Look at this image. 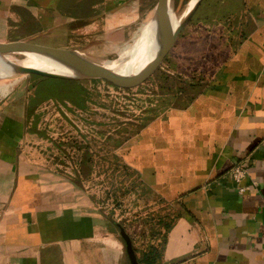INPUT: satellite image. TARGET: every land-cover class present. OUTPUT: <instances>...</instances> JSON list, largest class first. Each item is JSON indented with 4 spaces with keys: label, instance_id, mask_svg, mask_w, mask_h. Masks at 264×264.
Instances as JSON below:
<instances>
[{
    "label": "crops",
    "instance_id": "obj_1",
    "mask_svg": "<svg viewBox=\"0 0 264 264\" xmlns=\"http://www.w3.org/2000/svg\"><path fill=\"white\" fill-rule=\"evenodd\" d=\"M135 1L0 0V42L40 34L48 42L36 43L53 46L100 17L122 22L109 26L112 36L134 19ZM218 5L226 13L216 26H230L221 37L234 39L225 59L183 106L119 147L141 191L134 210L160 217L122 223L139 264H264V0ZM18 96L0 104V264H128L114 204L100 202L92 170L68 174L22 148L29 112ZM86 164L81 158L80 171ZM233 165L246 171L242 194L226 179Z\"/></svg>",
    "mask_w": 264,
    "mask_h": 264
},
{
    "label": "rangeland",
    "instance_id": "obj_2",
    "mask_svg": "<svg viewBox=\"0 0 264 264\" xmlns=\"http://www.w3.org/2000/svg\"><path fill=\"white\" fill-rule=\"evenodd\" d=\"M135 2L138 8L132 12L134 19L127 21L129 25L123 30H117L111 36L107 34L109 26L123 25L122 22L100 17L93 23L85 18L76 22L72 36H58L53 47L82 48L87 58L99 63L127 60L107 49L110 46H132L139 38L147 22L141 17L148 13L155 0ZM175 2L176 5L180 2V16L190 0ZM218 3L219 0H202L173 48L140 80L118 85L100 80L61 82L40 81L34 76L11 77L17 80L10 91L0 96V104L11 93H17L19 108L28 110L27 126L33 129L28 128V137L21 143L22 148L46 166L66 173L92 170L95 180L91 183L98 189L100 197H104L100 202L106 206L109 196L116 210L112 215L118 223H132L140 216L160 218L156 211L148 209L150 207L141 214L134 210L141 199V191L135 175L124 169L118 157L119 147L164 109L183 106L225 59L234 39L232 37V42L225 43L221 34L226 35L230 26L224 24L222 32L216 26L226 13L219 9ZM136 16L140 17L136 20ZM36 42L46 43L48 40L41 38ZM81 158L90 160L82 171L78 165ZM83 185L90 187L89 180H84ZM112 202H108L109 206ZM162 215L169 213L163 212Z\"/></svg>",
    "mask_w": 264,
    "mask_h": 264
},
{
    "label": "water",
    "instance_id": "obj_3",
    "mask_svg": "<svg viewBox=\"0 0 264 264\" xmlns=\"http://www.w3.org/2000/svg\"><path fill=\"white\" fill-rule=\"evenodd\" d=\"M201 1L190 0V8L187 11L185 9L179 16L180 2L176 5L175 0H155L150 18L143 25V31L138 38L142 41L141 49L136 56L121 61L122 63L96 62L87 58L82 53V48H58L38 44L36 39L40 34H36L23 40L0 42V64L11 77L34 76L39 80L75 82L100 80L118 85L140 80L173 48ZM147 30L148 35L144 34ZM28 55L43 59L46 64H27L24 59ZM111 64L113 66H109ZM115 224L124 244L128 264H139L130 236L121 223Z\"/></svg>",
    "mask_w": 264,
    "mask_h": 264
},
{
    "label": "bare ground",
    "instance_id": "obj_4",
    "mask_svg": "<svg viewBox=\"0 0 264 264\" xmlns=\"http://www.w3.org/2000/svg\"><path fill=\"white\" fill-rule=\"evenodd\" d=\"M192 2H190L187 6L186 11L190 8ZM132 33V32H131ZM141 33V32H140ZM144 34H149L148 33V30L144 33ZM146 35V36H147ZM138 38V37H137ZM135 41V40H134ZM133 42V41H132ZM142 45V41L141 39H137L135 41V43L130 46L128 45V47H118V46H110L107 51H110V52H116L118 53L121 57H125L127 59H131L133 58L134 56H136L138 54V51L141 49V46ZM104 53V51L102 52ZM24 61L27 63V64H32V65H43V64H46V62L43 60V59H40V58H37L35 56H31V55H28L27 58L24 59ZM119 63H122L121 61H119ZM110 64V63H109ZM113 64H116L113 63ZM109 66H113L112 64L109 65ZM10 79V80H9ZM19 79V78H18ZM8 80V81H7ZM17 78L13 79L11 78V74L0 64V96H4L8 91H10V87L12 86V84L14 82H16ZM12 88V87H11Z\"/></svg>",
    "mask_w": 264,
    "mask_h": 264
},
{
    "label": "built area",
    "instance_id": "obj_5",
    "mask_svg": "<svg viewBox=\"0 0 264 264\" xmlns=\"http://www.w3.org/2000/svg\"><path fill=\"white\" fill-rule=\"evenodd\" d=\"M70 174V173H68ZM246 171L239 165H233L226 172V179L230 181L239 194L249 190V186L242 185Z\"/></svg>",
    "mask_w": 264,
    "mask_h": 264
},
{
    "label": "trees",
    "instance_id": "obj_6",
    "mask_svg": "<svg viewBox=\"0 0 264 264\" xmlns=\"http://www.w3.org/2000/svg\"><path fill=\"white\" fill-rule=\"evenodd\" d=\"M39 79V78H37ZM40 81H61V82H75V81H65V80H53V79H42Z\"/></svg>",
    "mask_w": 264,
    "mask_h": 264
}]
</instances>
